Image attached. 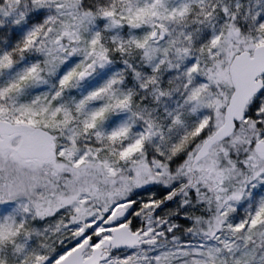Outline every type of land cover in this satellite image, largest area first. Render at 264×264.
<instances>
[{"label": "snow or ice", "instance_id": "6c2138e0", "mask_svg": "<svg viewBox=\"0 0 264 264\" xmlns=\"http://www.w3.org/2000/svg\"><path fill=\"white\" fill-rule=\"evenodd\" d=\"M0 264H264V0H0Z\"/></svg>", "mask_w": 264, "mask_h": 264}]
</instances>
